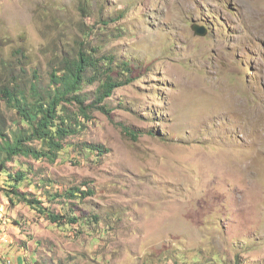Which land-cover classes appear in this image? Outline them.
I'll use <instances>...</instances> for the list:
<instances>
[{"label": "rangeland", "instance_id": "rangeland-1", "mask_svg": "<svg viewBox=\"0 0 264 264\" xmlns=\"http://www.w3.org/2000/svg\"><path fill=\"white\" fill-rule=\"evenodd\" d=\"M81 51L113 59L109 113L88 71L90 117L55 161L7 164L26 171L20 193L80 220L10 201L1 177L0 264H264V0H0L1 82L45 89ZM16 119L0 100V123ZM72 187L93 194L56 193Z\"/></svg>", "mask_w": 264, "mask_h": 264}, {"label": "trees", "instance_id": "trees-1", "mask_svg": "<svg viewBox=\"0 0 264 264\" xmlns=\"http://www.w3.org/2000/svg\"><path fill=\"white\" fill-rule=\"evenodd\" d=\"M14 52L23 57L21 49H16ZM103 59L100 64L98 59L84 52H80L76 59H65L62 68L53 69L50 73V87L44 90L39 89L38 86L27 88L23 76L17 70L0 81V100L5 101L18 116L13 126L5 127L4 123H0V178L6 177L4 181L8 188L11 187L6 190V194L10 201H24L33 207H38L52 222L60 226L73 224L80 218L74 213L73 216L67 212L65 215L55 214L44 207L38 198L29 199L26 194L20 193L19 187L27 178L26 171L19 169L12 172L7 168V164L18 156L36 159L46 157L50 161H55L59 152L64 149L65 138L76 133L77 128L82 125L78 120L80 115L86 119L90 117V108L84 105L85 99L80 93L85 74L90 68L104 75L96 88L93 103H97L95 106L97 109L109 113L105 105L98 104L111 97L112 89L122 83L114 80L109 74L111 69L108 55H103ZM7 65L11 64L2 60V67ZM1 73H4L3 70ZM75 103L78 104V111L71 112L68 105ZM34 141H39L42 146L37 148L29 144ZM86 148L88 152L97 156L107 151L106 148L98 145H86ZM56 193L65 198L84 199L92 195L93 190L82 191L72 187ZM176 258L181 259L183 263L188 259L183 253H178ZM192 261V264L200 263L198 256Z\"/></svg>", "mask_w": 264, "mask_h": 264}, {"label": "clouds", "instance_id": "clouds-1", "mask_svg": "<svg viewBox=\"0 0 264 264\" xmlns=\"http://www.w3.org/2000/svg\"><path fill=\"white\" fill-rule=\"evenodd\" d=\"M193 24V23H192ZM200 26H204V25H200ZM206 27V26H205ZM207 28V27H206ZM207 30H208V28H207ZM207 33H208V31H207ZM22 50V49H21ZM96 50H94V52H95ZM23 52V51H22ZM82 52V51H81ZM80 53V52H79ZM85 53V52H84ZM87 54H89V55H92L94 58H95V54H90V53H88V52H86ZM23 57H25L24 56V53H23ZM79 57V55L77 56V57H66L65 59H67V58H69V59H76V58H78ZM64 59V60H65ZM95 59H98L99 61H100V64H102V61H104V59H103V55H101V56H99V57H97V58H95ZM113 61V59H109L108 60V64H110V69H111V71H110V75L112 76V78L115 80V77L113 76V72H114V70H115V68L111 65V62ZM99 63V62H98ZM125 66H129V64L128 63H123ZM63 65H64V62H63ZM63 67V66H62ZM61 67V68H62ZM21 69V72H24V69L21 67L20 68ZM53 71V70H52ZM51 71V72H52ZM88 71H92V73L95 75V77H98L99 79V82L104 78V75H103V73L102 72H100L99 73V71H97L96 69H93V68H90ZM88 71L86 72V74H85V81H83V84H82V86L84 85V82H86L87 81V73H88ZM50 72V73H51ZM33 76H34V78L35 79H37L38 78V76L36 75V73H35V71H34V74H33ZM49 76H50V74H49ZM117 81V80H116ZM92 82H93V80H92ZM122 83V82H121ZM33 86H38L37 84H36V82L35 83H31L30 84V86H28L29 87V89H31ZM98 86V85H97ZM50 87V82L47 84V86L45 87V89H48ZM97 88V87H96ZM39 89H41L40 87H39ZM44 90V89H43ZM10 264H12V263H10Z\"/></svg>", "mask_w": 264, "mask_h": 264}, {"label": "water", "instance_id": "water-1", "mask_svg": "<svg viewBox=\"0 0 264 264\" xmlns=\"http://www.w3.org/2000/svg\"><path fill=\"white\" fill-rule=\"evenodd\" d=\"M191 28L194 31V34L196 35H205L208 31L205 26H200L196 23H193Z\"/></svg>", "mask_w": 264, "mask_h": 264}, {"label": "built area", "instance_id": "built-area-1", "mask_svg": "<svg viewBox=\"0 0 264 264\" xmlns=\"http://www.w3.org/2000/svg\"><path fill=\"white\" fill-rule=\"evenodd\" d=\"M8 263H9V261H8Z\"/></svg>", "mask_w": 264, "mask_h": 264}]
</instances>
